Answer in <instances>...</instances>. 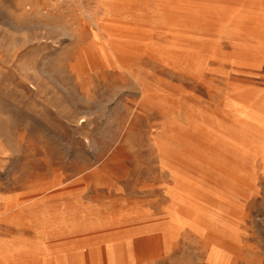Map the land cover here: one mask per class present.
<instances>
[{
	"label": "rangeland",
	"instance_id": "obj_1",
	"mask_svg": "<svg viewBox=\"0 0 264 264\" xmlns=\"http://www.w3.org/2000/svg\"><path fill=\"white\" fill-rule=\"evenodd\" d=\"M118 1L0 0V264H264V0Z\"/></svg>",
	"mask_w": 264,
	"mask_h": 264
},
{
	"label": "crops",
	"instance_id": "obj_2",
	"mask_svg": "<svg viewBox=\"0 0 264 264\" xmlns=\"http://www.w3.org/2000/svg\"><path fill=\"white\" fill-rule=\"evenodd\" d=\"M242 122L244 123L245 121L242 120ZM245 128L249 129L251 131H256L257 133H260L262 136H264V130L261 129L260 127H253L251 124H246ZM201 134L202 135H200V138H193V136L187 134V137H188L187 140L188 141H186V144L188 146H191V145H193V143L190 142L191 139H192V141L194 139H196V140H194L195 141L194 144H196L195 149L198 150L200 154H198V153L191 154V153H189V151L186 148H184V149H181V151H183V155H185L187 157L191 156L192 158H194L195 161L200 160L199 155L201 156L205 153L212 155V159H213V162H214L216 168L219 169V168L223 167V165L226 166V168H224L223 170L221 169L222 172H224L225 177H227V176L231 177V174H232V178H233V176L235 177V168L233 165L234 160L242 161L245 164V167L247 166L250 168V164H249V162H247V160H245L244 158H240L238 156H235L238 154L236 152H234L235 150H233L232 147H230L229 145H226V144L224 145L220 142H217V140H215L210 133H208L204 130H201ZM242 143H244L246 146H250L246 141H244ZM169 147L171 148V150H175L177 146L175 147L173 144H170ZM193 156H195V157H193ZM214 208L215 207H213V209ZM168 209H169V213H168L169 214V220H168V222L170 223V225L183 220L184 217H182V215L180 214L181 206L176 207V206L172 205V206H169ZM42 251L43 250L41 249L36 254H33V255L31 254L28 257H44L45 253Z\"/></svg>",
	"mask_w": 264,
	"mask_h": 264
},
{
	"label": "bare ground",
	"instance_id": "obj_3",
	"mask_svg": "<svg viewBox=\"0 0 264 264\" xmlns=\"http://www.w3.org/2000/svg\"><path fill=\"white\" fill-rule=\"evenodd\" d=\"M197 0H181L182 3H171L164 7V10H167L169 5L174 6L175 12L172 14L176 17L186 16L189 19H196V20H206L208 23V27L210 26L211 29L214 27L220 26L224 22H228L231 17L225 14L224 11L218 12H206L199 7V5H193L192 3ZM221 2V0H220ZM196 3V2H195ZM212 8V7H211ZM172 12V11H171ZM190 24L191 27H195L198 24L194 23L190 20H186L185 25ZM240 28L245 31H264V18L257 17V18H247L241 20ZM243 42V41H242ZM232 60V59H231Z\"/></svg>",
	"mask_w": 264,
	"mask_h": 264
}]
</instances>
